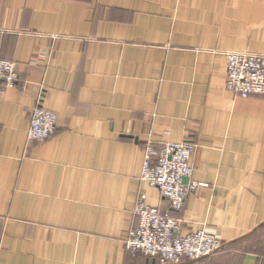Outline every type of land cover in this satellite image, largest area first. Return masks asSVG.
Returning <instances> with one entry per match:
<instances>
[{"label":"crops","instance_id":"obj_1","mask_svg":"<svg viewBox=\"0 0 264 264\" xmlns=\"http://www.w3.org/2000/svg\"><path fill=\"white\" fill-rule=\"evenodd\" d=\"M228 51L264 54V0H0V264H158L126 247L140 192L169 207L148 142L197 146L174 217L223 244L180 264H264V97L225 89ZM39 102L57 131L31 142Z\"/></svg>","mask_w":264,"mask_h":264},{"label":"built area","instance_id":"obj_2","mask_svg":"<svg viewBox=\"0 0 264 264\" xmlns=\"http://www.w3.org/2000/svg\"><path fill=\"white\" fill-rule=\"evenodd\" d=\"M226 57L225 89L240 98L264 96V54L230 52ZM19 79L17 64L0 59L1 86L12 88ZM57 122V115L39 102L30 115L29 141L44 142L52 138L57 131ZM159 145L147 143L140 177L160 192L169 207L149 206L146 193L140 192L135 208L138 222L126 239L127 250L133 256L143 254L153 258L158 264L211 258L222 250V242L203 229L183 235L181 224L174 217L182 210L190 194L204 187L192 180V159L197 146L190 142Z\"/></svg>","mask_w":264,"mask_h":264},{"label":"rangeland","instance_id":"obj_3","mask_svg":"<svg viewBox=\"0 0 264 264\" xmlns=\"http://www.w3.org/2000/svg\"><path fill=\"white\" fill-rule=\"evenodd\" d=\"M231 31H228V37L227 38H225L223 41L226 43V44H228V39H231L232 37H234L233 35H231ZM231 41V40H230ZM227 53H230L229 51L228 52H226L225 53V56H226V54ZM251 53V52H250ZM253 53V52H252ZM227 58V57H226ZM255 97H264V96H255Z\"/></svg>","mask_w":264,"mask_h":264},{"label":"water","instance_id":"obj_4","mask_svg":"<svg viewBox=\"0 0 264 264\" xmlns=\"http://www.w3.org/2000/svg\"><path fill=\"white\" fill-rule=\"evenodd\" d=\"M185 182L187 183V182H188V180H185Z\"/></svg>","mask_w":264,"mask_h":264}]
</instances>
